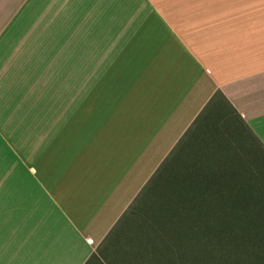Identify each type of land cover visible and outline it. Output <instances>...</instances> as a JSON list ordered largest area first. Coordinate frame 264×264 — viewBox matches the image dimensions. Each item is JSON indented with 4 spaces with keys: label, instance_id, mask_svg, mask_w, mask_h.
I'll list each match as a JSON object with an SVG mask.
<instances>
[{
    "label": "crops",
    "instance_id": "1",
    "mask_svg": "<svg viewBox=\"0 0 264 264\" xmlns=\"http://www.w3.org/2000/svg\"><path fill=\"white\" fill-rule=\"evenodd\" d=\"M233 123L264 149V0H0V264L103 263L181 142Z\"/></svg>",
    "mask_w": 264,
    "mask_h": 264
},
{
    "label": "trees",
    "instance_id": "2",
    "mask_svg": "<svg viewBox=\"0 0 264 264\" xmlns=\"http://www.w3.org/2000/svg\"><path fill=\"white\" fill-rule=\"evenodd\" d=\"M223 103L222 106L231 109L227 102ZM232 112L236 116L235 111ZM207 131L209 144L221 150L219 145L224 132ZM247 134L254 145L255 157L250 158V162H254L253 170L249 173L247 170L232 171L230 180L206 173L180 174L181 152L194 136L181 142L125 214L111 238L130 215L149 207L155 197L163 195L160 198L176 212L171 224L179 227L177 231L163 233L169 258L178 257L184 264L195 263V260L204 264L215 259L220 249L232 246L264 262V183L258 182L264 180V166L261 165L264 149L254 143L249 132Z\"/></svg>",
    "mask_w": 264,
    "mask_h": 264
},
{
    "label": "rangeland",
    "instance_id": "3",
    "mask_svg": "<svg viewBox=\"0 0 264 264\" xmlns=\"http://www.w3.org/2000/svg\"><path fill=\"white\" fill-rule=\"evenodd\" d=\"M21 66H25L26 96L34 95L38 83H53L48 71H36L44 68L45 64L38 67L28 65L26 61V63L21 62ZM222 132H224L221 137L222 144L219 145L221 150L209 144L211 140L207 130L194 135V140L189 141L181 152L183 165L180 167V174L206 173L227 177L230 180L232 171L251 172L254 162H250V158L254 159L255 152L250 135L232 125ZM261 161V165L264 166V150H262ZM262 176L259 175V177ZM258 182L264 183V180L261 179ZM160 197H155L156 199L150 203L149 207L137 210L130 215L121 224L118 233H114L111 238L109 258L105 257L103 263L96 260L97 262L93 264H184L180 258L171 259L167 255L165 234L169 231H177L179 227L171 224L176 216L173 206ZM235 249L232 246L220 249L215 259L204 264H264L263 260L250 257L246 252ZM195 263L191 261L188 264Z\"/></svg>",
    "mask_w": 264,
    "mask_h": 264
}]
</instances>
